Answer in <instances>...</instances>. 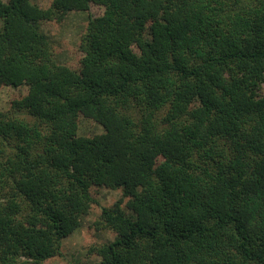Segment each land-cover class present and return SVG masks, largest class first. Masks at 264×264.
I'll list each match as a JSON object with an SVG mask.
<instances>
[{
    "label": "trees",
    "instance_id": "16d2710c",
    "mask_svg": "<svg viewBox=\"0 0 264 264\" xmlns=\"http://www.w3.org/2000/svg\"><path fill=\"white\" fill-rule=\"evenodd\" d=\"M71 12L80 70L39 31ZM2 86L29 90L0 110V264L61 255L93 186L129 198L99 264H264V0H0Z\"/></svg>",
    "mask_w": 264,
    "mask_h": 264
},
{
    "label": "rangeland",
    "instance_id": "374dc122",
    "mask_svg": "<svg viewBox=\"0 0 264 264\" xmlns=\"http://www.w3.org/2000/svg\"><path fill=\"white\" fill-rule=\"evenodd\" d=\"M41 8L47 9L52 0H31ZM102 9L94 8V15L100 16ZM89 14L85 12H71L63 22H47L39 26V31L46 35L54 52L58 64L80 70L85 56L80 51L82 38L87 32ZM28 87L19 88L0 87V110L7 112L12 109V103L21 100L28 94ZM19 117L30 121L25 114ZM104 128L92 118L82 114L79 119V136L94 137L102 134ZM93 204L88 215L82 218L79 229L64 239L61 255L48 260L45 264H99L101 258L93 253L95 246L110 244L117 239L116 233L111 230L99 229L96 222L99 220L103 208H111L121 202L122 208L129 214L127 204L129 198L124 197L122 189L111 190L93 186L90 190Z\"/></svg>",
    "mask_w": 264,
    "mask_h": 264
}]
</instances>
